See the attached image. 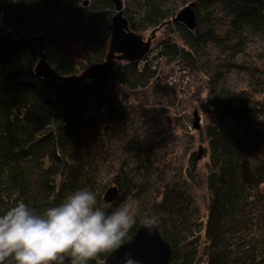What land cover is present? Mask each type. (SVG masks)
Listing matches in <instances>:
<instances>
[{
    "label": "trees",
    "instance_id": "obj_1",
    "mask_svg": "<svg viewBox=\"0 0 264 264\" xmlns=\"http://www.w3.org/2000/svg\"><path fill=\"white\" fill-rule=\"evenodd\" d=\"M191 2L195 27L189 30L174 18ZM122 5L132 31L162 33L151 53L116 60L106 78L60 81L35 74L39 52L62 75L102 61L114 3L0 0V214L18 201L42 213L69 193L89 189L97 206H110L106 212L131 197L128 210L137 216L128 238L145 213L155 218L172 247L168 264H264V141L253 124L255 116H264V79L258 61L248 64L243 59L248 53H241L250 35L264 39V0H122ZM39 34L41 43L34 39ZM190 65L203 69L205 77L200 101L205 121L195 129L205 158L204 210L193 195L202 156L196 150L157 189L159 176L148 154L138 174L121 162L101 183L96 164L107 157V146L118 142L135 158L143 153L132 123L140 90L152 89L174 103L175 72L186 74ZM231 70H245L248 80L227 96L225 72ZM110 186L118 193L106 203L103 193ZM108 254L87 264H103ZM64 264L72 259L65 257Z\"/></svg>",
    "mask_w": 264,
    "mask_h": 264
},
{
    "label": "rangeland",
    "instance_id": "obj_2",
    "mask_svg": "<svg viewBox=\"0 0 264 264\" xmlns=\"http://www.w3.org/2000/svg\"><path fill=\"white\" fill-rule=\"evenodd\" d=\"M148 32L142 33L144 37L149 36ZM161 34L160 31L156 32L152 42L158 40ZM244 45L241 53L247 52L248 55L243 57V59L248 64L250 61H258L262 68L261 76L264 79V39L250 35L245 40ZM210 54L213 58L218 56L217 50L212 48H210ZM162 70L166 72L167 66L165 64L162 66ZM202 70H198L190 65V69L187 70L186 74L182 72L177 73L178 71L175 72L174 77L179 85V94H177V100L175 99L174 103L167 102L165 98L158 97V94L154 95L152 89L140 90L138 105L134 110L132 108V115L134 117L132 123L136 127L137 132L142 136L140 140L144 148L143 153L138 158H135L136 155H130L132 153L131 149L128 150V153L125 150L123 151L121 147H118V142L113 143L111 147L107 146V157L99 159L96 164L98 179L101 183H104L108 179L112 171L121 162H125L128 170L134 174H138L137 169L141 165L144 154L152 156L155 162L154 171L159 176L154 181L155 189L160 187L165 181L179 174L191 151H198L200 146H203L198 139L196 130L192 127L194 110H197L200 115V127L203 126L205 121V114L200 106V101L205 96V77ZM225 73L226 77L223 89L227 96L237 93L238 89L248 80L245 70H231ZM180 79H183L184 82L181 83ZM141 104L145 107H141ZM142 119H145V121ZM253 124L257 139L264 141V116H255ZM203 154L199 159V169L193 191L195 202L200 206L201 210H204L207 199L206 168L204 167L205 158ZM160 168H163V172L159 171ZM131 202V197H128L123 202V205L128 208Z\"/></svg>",
    "mask_w": 264,
    "mask_h": 264
},
{
    "label": "clouds",
    "instance_id": "obj_3",
    "mask_svg": "<svg viewBox=\"0 0 264 264\" xmlns=\"http://www.w3.org/2000/svg\"><path fill=\"white\" fill-rule=\"evenodd\" d=\"M97 206V195L77 189L55 205L37 213L23 201L0 214V264H87L102 253L118 249L136 224V213L122 206ZM157 221L145 213L142 226L149 232ZM126 264H137L131 257Z\"/></svg>",
    "mask_w": 264,
    "mask_h": 264
},
{
    "label": "water",
    "instance_id": "obj_4",
    "mask_svg": "<svg viewBox=\"0 0 264 264\" xmlns=\"http://www.w3.org/2000/svg\"><path fill=\"white\" fill-rule=\"evenodd\" d=\"M115 5V13L111 17V34L108 49L102 61L86 66L77 74H58L47 62L43 53L39 52V58L35 63L34 72L39 77H48L54 80L70 81L84 78H106L115 66L116 60L136 61L149 49L155 30L147 37L132 31L128 26V20L122 13V0H111ZM174 20L180 22L187 29L195 27L194 3L191 2L182 7L175 15ZM34 39L42 42V35ZM200 115L193 111V127L200 128ZM202 154L198 150V157ZM115 186L108 187L103 193V201L111 202L117 196ZM172 256V247L160 234L157 226L149 233L140 223L136 231L115 250L109 252L103 264H126V259L131 257L137 264H168Z\"/></svg>",
    "mask_w": 264,
    "mask_h": 264
},
{
    "label": "bare ground",
    "instance_id": "obj_5",
    "mask_svg": "<svg viewBox=\"0 0 264 264\" xmlns=\"http://www.w3.org/2000/svg\"><path fill=\"white\" fill-rule=\"evenodd\" d=\"M183 7H184V6H183ZM181 8H182V7H181ZM181 8H180V9H181ZM180 9H179V10H180ZM151 42H152V41H151ZM151 47H153V44H152V43H150V49H149L146 53H148V52L151 50ZM146 53H145V54H146ZM145 54H144V55H145ZM144 55H143V56H144ZM192 127H193V119H192ZM193 129H195V128L193 127Z\"/></svg>",
    "mask_w": 264,
    "mask_h": 264
},
{
    "label": "built area",
    "instance_id": "obj_6",
    "mask_svg": "<svg viewBox=\"0 0 264 264\" xmlns=\"http://www.w3.org/2000/svg\"><path fill=\"white\" fill-rule=\"evenodd\" d=\"M149 53H151V51H149Z\"/></svg>",
    "mask_w": 264,
    "mask_h": 264
}]
</instances>
